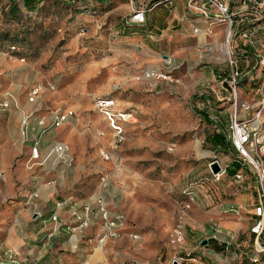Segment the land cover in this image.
<instances>
[{
	"label": "rangeland",
	"instance_id": "obj_1",
	"mask_svg": "<svg viewBox=\"0 0 264 264\" xmlns=\"http://www.w3.org/2000/svg\"><path fill=\"white\" fill-rule=\"evenodd\" d=\"M153 1L143 0L144 8ZM203 3L204 8L200 7ZM84 5L74 0H0V102H11L17 119L14 139L24 138L19 118L25 112L26 138L31 132L39 136L36 123L42 120L46 130L40 149L52 142L67 147L66 160L43 159L35 165L36 175L42 183H51L53 191H74L80 201L92 203L88 226L91 216L99 213L93 202L96 198L102 199L109 217H119L117 234L107 243L117 264H131V260L155 264L160 248L168 258L172 252H189L195 244L187 239L186 229L195 230L193 218H215L216 210H224L221 215L237 223L234 230L226 229L230 235L238 231L248 234L251 225L244 220L250 213L240 209L236 214L234 206L227 209L223 205L231 204L227 200L237 189L244 195V185L255 190L253 180L246 178L252 170L247 163L240 166L245 176L240 183L229 170L214 181L209 164L216 158L223 166L232 157L228 146L218 147L209 138L214 129L227 135V124L223 129L216 124L218 119L223 126L228 116L217 111L233 109L234 89L225 51L230 52L239 71L237 105L258 101L264 82L260 63L264 56V10L242 7L233 0L229 22L214 4L197 0L196 7L204 13L189 6L184 16L190 20L184 22L180 17L179 30L168 35V31L162 32L169 26L163 5L145 11V21L139 25H131L133 10L129 6L115 13L106 5L94 13ZM120 22L125 32L116 33L114 25ZM128 28L138 31L135 38L127 36ZM243 31L251 33L252 44L242 37ZM158 32L162 34L158 36ZM10 45L16 48L13 52ZM210 68L220 77L210 79ZM34 87L38 94L29 101ZM100 98L112 99L114 112L129 114L121 123L119 136L96 106ZM201 108L209 116L208 124L204 122V139L203 122L194 112ZM57 111L71 114L54 126L52 118ZM39 185L18 183L13 200L27 202ZM192 186L199 191L194 202L185 207L183 190ZM206 193L214 200L212 205H204ZM40 203L35 198L23 205L32 210L33 204L42 207ZM198 206L201 208L195 211ZM251 209L249 206L248 211ZM96 219L102 223L101 217ZM178 229L183 232V241L171 243ZM223 232L221 228L214 235L227 238ZM247 248H251L250 243Z\"/></svg>",
	"mask_w": 264,
	"mask_h": 264
},
{
	"label": "crops",
	"instance_id": "obj_2",
	"mask_svg": "<svg viewBox=\"0 0 264 264\" xmlns=\"http://www.w3.org/2000/svg\"><path fill=\"white\" fill-rule=\"evenodd\" d=\"M74 1H78L79 5L85 4L84 6H88L94 13L97 10L106 8V5H108L107 9L115 11V13L123 7L127 10L129 6L130 10L133 11L143 10L144 21L145 11H150L157 5H163L169 14L167 20L169 26L166 25L162 32L166 30L168 31V35L171 34V31L174 32L179 30L176 29V25L180 21V17H184V22L185 20H190V18L184 16V14L188 13V7L192 5V2L195 6L197 4V0H155L153 3L149 4V7L144 8L146 3L144 4L143 0H130V4L127 0H82L84 1L83 3H81V0ZM203 6L204 3L200 7L204 8ZM86 11L87 10H85V12ZM202 13H204V9ZM183 21L181 20V22ZM131 25L139 24L134 22V24ZM114 26L118 28L115 31L116 33H118V31L120 32V30L125 32L121 22ZM128 30L130 32V35H127L129 38H135L137 36L138 31L134 30L131 32L129 28ZM162 32H158V36H160ZM184 32H188L187 27L184 29ZM179 34L182 35L183 33ZM204 73H206V70H204ZM207 74L210 79L216 76L220 77L219 74H214V69L212 68L208 70ZM224 97L225 96L222 98ZM4 100H8V107L0 111V251L4 252L8 249L13 250L18 264H117V262L114 263L112 259L114 251L109 249L107 244L113 239H107L104 242L105 244H98L96 241V237L101 232V223L96 219V217L100 218L99 213L95 212V214L91 216L89 226L87 225L83 228L84 230L76 229V231L70 232L66 228V224L73 222V215L81 214L80 205L88 204V201H80L74 191L69 192L66 189L59 192V188L58 190L56 189L57 191H53L51 183H42L40 176L36 175L37 170L35 169V165L37 163H43V159L45 161H56L59 159L55 146L60 142H52L51 145L40 149L44 142V139L41 140L40 138L42 134L45 133L46 129L37 122L36 125L40 128V134L38 136L40 150L39 158L35 161H29L30 148L34 139L37 137L33 136L31 132L29 133V139L23 138L21 141H16L14 139L16 134L14 126H16L15 122H17V119L12 114L14 110L11 109L10 100ZM200 110L204 111V108ZM218 112L221 111H217V113ZM223 112L228 113L229 126L231 111H222L221 113ZM24 117H27L25 112L20 115L21 119L19 118V121ZM214 117L217 118V116ZM32 129L33 127L31 130ZM226 140L229 143V154L232 158L228 163L223 165L225 166V170L227 166H229V168L231 167L230 162L233 157H238L227 139V135ZM54 154L55 156L53 157ZM235 173L236 172H233L231 175L232 178ZM241 174L243 181L245 180V176L243 173ZM246 178L248 180H253L255 190L244 185L243 188L246 190L244 195H242L238 189L235 190L236 195L231 191L235 195L232 199L227 200L230 201L231 204L225 203L223 206H227V209L234 206L233 211H235L236 214L240 209L242 213H250V215L245 216L244 220V222L246 221L247 224L251 225L248 234L243 235L242 232L238 231L230 235L226 229L234 230L237 223L230 218L222 216L220 212L224 210H216L213 212L217 214L215 218L213 216H208L201 221L193 218L195 230H192V228L186 229L187 239L195 244L192 245L189 252L183 254L172 252L173 254H169L168 258L167 252L164 251L163 248H160L158 254H156L157 261H155V264H172V261L175 260L176 257H182L181 261H177V264H264V231H262L264 229L255 232L256 230L254 228L258 218L255 216L253 209L260 201V198L253 170L251 175H248ZM29 181L32 183V186L41 184L34 192H30L27 202L31 199L39 198L41 200L40 204L43 206L39 207L33 204L34 207L32 210H30L29 207H24L27 202H24V205L20 204L22 199L13 200V198H15L18 183H23L25 186V182L27 183ZM206 188L208 189V187ZM220 189L223 190L224 188ZM38 190H40V196H38ZM204 192H207V190L204 189ZM95 196H98V194ZM95 196L92 197L94 198ZM205 196L204 199L206 201L204 200V205H212L214 200L211 195L206 193ZM186 199L185 197V201ZM89 200L91 201L92 199L90 198ZM59 202L60 205H57ZM193 202L194 200L190 202V204ZM249 206H252V211H248ZM200 208L201 207L198 206L193 209L196 211ZM53 214L58 216L56 221L51 219ZM213 219H216L217 223H215ZM95 221H98V223ZM95 224H97V227H94ZM213 226H215V228H213ZM55 227H57L58 230L52 232V229ZM219 227L223 229V234L227 235V238H217L214 235V232L215 234L216 232H221V228ZM210 230L214 232L211 233ZM188 235L190 237H188ZM203 239L207 240V244L205 246H200L199 243ZM249 243L251 248L246 249ZM125 251L123 253L126 257L129 253ZM131 264L140 263L137 260H131Z\"/></svg>",
	"mask_w": 264,
	"mask_h": 264
},
{
	"label": "built area",
	"instance_id": "obj_3",
	"mask_svg": "<svg viewBox=\"0 0 264 264\" xmlns=\"http://www.w3.org/2000/svg\"><path fill=\"white\" fill-rule=\"evenodd\" d=\"M212 4H214L222 13L223 17H225L229 22H231V18L229 15V7L230 3L233 0H208ZM238 5L242 7H253L258 10H264V0H237ZM193 9L201 10L200 7H196L195 5L190 6ZM144 11L143 10H134L129 18L130 22H143L144 21ZM229 32L227 37L229 36ZM242 37L249 39L248 42L252 44L250 40V32L243 31L241 33ZM10 51H14V46L9 47ZM228 57V65H229V76L230 83L233 86V109L229 116V126L227 130V139L229 140L232 148L238 155V157L243 160V162L247 163L253 172L255 173L257 189L259 193L260 202L253 209V212L256 216L260 218V220L256 223L255 230L264 229V82L259 92L260 96L258 101L255 104L247 103V102H239L237 105V93H236V79L239 76V71L236 62L231 60L230 52L227 51ZM260 63L262 65L261 73L264 78V56L261 57ZM38 94V88L34 87L28 96L29 101H33L36 95ZM96 106L103 114L105 119L107 120V124L109 127L119 134L122 131L121 123L125 122L127 117L129 116L126 112H114L112 109L113 100L109 98H100L96 101ZM8 107V100L0 102V111L5 110ZM252 113V114H250ZM71 114L70 112L61 113L55 112L52 118V125L59 126L63 121ZM39 124L43 126L44 122L42 120L39 121ZM28 122L27 117L22 118L21 120V134L24 138L27 137L28 134ZM43 131V130H42ZM55 150L57 152V157L59 159L66 160L67 155V147L63 143H59L55 146ZM39 158V145H38V137L34 139L33 144L30 148V160H38ZM104 158H107V155H104ZM213 161H217L220 165V172L217 174H212L213 180L218 181L220 176L225 173V166H222L219 160L216 158ZM234 181L240 183L242 181V174L240 172H236L234 177ZM202 184V183H201ZM199 184L198 187H202ZM199 191V188H196ZM196 190L194 187H188L183 190L184 195L186 196V204L185 207L189 206V203L194 200ZM97 211L101 217V232L96 237V241L98 244H103L107 239L115 236L117 233L118 226L120 225L119 217H109L107 210L104 209V203L101 198H96L94 201ZM92 203L83 204V210H81V214L73 215V222L66 224V228L70 232L76 231V229H83L88 224L89 213H92L94 208L91 207ZM60 205V202L57 204ZM57 215L53 214L51 219L53 221L57 220ZM58 228L55 227L52 229V232L57 231ZM51 232V233H52ZM182 231L175 230L173 233V238L171 239V243H181L182 239ZM133 238H136V235H132ZM182 257H176V261H181ZM0 264H18L15 258V252L11 249H8L4 252L0 251Z\"/></svg>",
	"mask_w": 264,
	"mask_h": 264
},
{
	"label": "trees",
	"instance_id": "obj_4",
	"mask_svg": "<svg viewBox=\"0 0 264 264\" xmlns=\"http://www.w3.org/2000/svg\"><path fill=\"white\" fill-rule=\"evenodd\" d=\"M13 11H17V8H13ZM10 46H14V45H10ZM10 46H8V48L10 47ZM14 48H15V46H14ZM16 49V48H15ZM9 51H10V49H9ZM10 52H13V51H10ZM226 80V77H224L223 78V81H225ZM236 81H237V79H236ZM225 98V97H224ZM195 112V114L198 116V118L203 122V126H204V122L205 123H207L208 124V117L209 116H207L206 115V112L207 111H203V110H195L194 111ZM222 112V111H221ZM224 113V112H223ZM224 114H226L227 116H228V113H224ZM217 126L220 128V129H223V128H225V126H226V124H227V128H226V130L225 131H227V129H228V117H227V122L226 123H224V125L222 126V125H220V123H219V121H218V119H217ZM216 125H213V127H215ZM202 131H203V139H204V127H202ZM210 140H211V143L212 144H214V145H216V146H218V147H220V146H228V150H229V143L227 142V140H226V133L225 134H222L221 133V130H218V129H214V131L212 132V134H211V136H210V138H209ZM230 151V150H229ZM230 168H229V166H227L226 167V170L228 171L229 170V172H231L232 174H233V172H241V173H243V170H242V168H240V166H244L246 163L245 162H243V160H241L239 157H237V156H234L233 157V159L231 160V162H230ZM225 170V171H226ZM203 184V183H202ZM260 202V201H259ZM259 202H258V204H259ZM258 204H256V205H258ZM255 205V206H256ZM256 216V215H255ZM257 221H256V223L260 220V218L257 216ZM255 226H256V224H255ZM255 226H254V228H255ZM256 232V231H255Z\"/></svg>",
	"mask_w": 264,
	"mask_h": 264
},
{
	"label": "water",
	"instance_id": "obj_5",
	"mask_svg": "<svg viewBox=\"0 0 264 264\" xmlns=\"http://www.w3.org/2000/svg\"><path fill=\"white\" fill-rule=\"evenodd\" d=\"M209 169H210L211 174H217V173L220 172V165L218 164L217 161H212L209 164ZM206 244H207V240L206 239L201 240L200 243H199L200 246H205ZM172 264H177V261L173 260Z\"/></svg>",
	"mask_w": 264,
	"mask_h": 264
},
{
	"label": "bare ground",
	"instance_id": "obj_6",
	"mask_svg": "<svg viewBox=\"0 0 264 264\" xmlns=\"http://www.w3.org/2000/svg\"><path fill=\"white\" fill-rule=\"evenodd\" d=\"M227 51H225V53H226ZM147 75V74H146Z\"/></svg>",
	"mask_w": 264,
	"mask_h": 264
}]
</instances>
